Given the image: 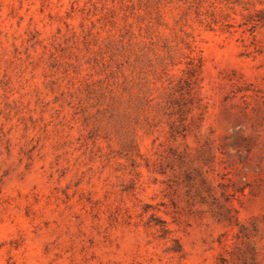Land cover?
<instances>
[{
	"label": "rangeland",
	"instance_id": "1",
	"mask_svg": "<svg viewBox=\"0 0 264 264\" xmlns=\"http://www.w3.org/2000/svg\"><path fill=\"white\" fill-rule=\"evenodd\" d=\"M0 264H264V0H0Z\"/></svg>",
	"mask_w": 264,
	"mask_h": 264
}]
</instances>
